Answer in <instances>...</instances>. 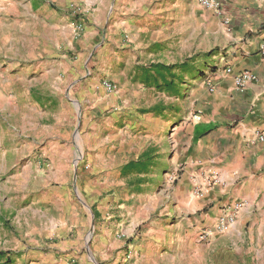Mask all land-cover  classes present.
Listing matches in <instances>:
<instances>
[{
  "label": "rangeland",
  "instance_id": "obj_1",
  "mask_svg": "<svg viewBox=\"0 0 264 264\" xmlns=\"http://www.w3.org/2000/svg\"><path fill=\"white\" fill-rule=\"evenodd\" d=\"M193 1L0 0V68L23 74L47 102V93L61 83L48 66L78 58L79 73L59 91L74 98L79 78L86 85L81 104L74 105L80 126L73 140L39 137L36 179L27 164L20 204L6 220L0 244L10 264H264V222L217 230L220 213L204 223L216 217L210 205L189 212L182 165L165 159L173 141L171 108L178 100L174 88L153 80L150 66L185 63V70H172L176 77L166 75L178 98L189 89V73L201 77L206 70L209 51L197 46L200 34L181 30ZM105 78L116 84L117 102L93 115L95 104L87 96L108 97L98 89ZM149 143L160 144L161 163L126 172L124 161L133 149ZM109 146L119 150L104 156ZM109 166L118 172L104 174ZM95 168L100 179L93 177ZM204 231L210 232L206 238Z\"/></svg>",
  "mask_w": 264,
  "mask_h": 264
},
{
  "label": "crops",
  "instance_id": "obj_2",
  "mask_svg": "<svg viewBox=\"0 0 264 264\" xmlns=\"http://www.w3.org/2000/svg\"><path fill=\"white\" fill-rule=\"evenodd\" d=\"M219 1L221 14L193 1L187 11L188 23L181 27L190 36L200 34L197 46L211 53L204 58L206 70L201 77L189 73V89L185 94H180L183 97L178 98V89L176 85L173 86V94L178 101L171 108L174 114L173 141L165 153L168 156L165 159L169 164L175 162L182 165L180 169H183L185 176L184 185L191 197L186 199L189 212L210 205L216 217L211 215L204 223L215 222L232 202L244 203L235 222L259 220L263 223L264 138L257 139L253 134L264 135V0ZM225 19L229 23H224ZM48 67L54 70V81L61 79V83L56 82L57 87L47 93V102L35 93L30 80L23 74L0 68V244L5 242L6 220L15 213L16 202L20 204L27 164L30 177L33 173V178H37L39 159L33 152L38 147L39 137L50 142L60 138L71 141L75 128L80 126L79 118L75 122L72 114L76 109L74 105L81 104L85 82L82 83L79 78L76 92H73L74 98L67 97L64 92L60 94L70 85L69 82L60 89L62 83L79 73L78 58L70 62L61 60L57 65ZM191 71L195 70L192 68ZM243 71L254 73L256 80L249 81L245 88L239 89L234 77ZM207 74L213 79L212 89L205 82ZM98 89L102 91L100 83ZM87 99L95 104L91 113L100 116L104 110L116 104L117 95L110 93L108 97L94 101L93 94H89ZM164 109L157 110V115ZM43 118H51L52 122H48L51 124L42 123ZM61 125L64 127L59 128ZM112 148L109 146L108 153L103 155L112 156L119 150ZM143 154L149 158L148 168L151 164L161 163L160 144L149 143L139 151L133 149L124 164L136 161ZM91 161L96 162L94 158ZM199 168L217 171L224 179L221 185L209 190L203 197H195L189 191V174L196 173ZM95 169L93 177L100 179L101 172L99 168ZM118 170L109 166L104 174L117 173ZM62 178H65V174ZM193 220L197 221L196 217ZM7 254L0 249V264H10L5 262Z\"/></svg>",
  "mask_w": 264,
  "mask_h": 264
},
{
  "label": "built area",
  "instance_id": "obj_3",
  "mask_svg": "<svg viewBox=\"0 0 264 264\" xmlns=\"http://www.w3.org/2000/svg\"><path fill=\"white\" fill-rule=\"evenodd\" d=\"M202 7L205 9H209L217 14L222 13V6L221 2L219 0H197ZM224 23H229L228 19H225L223 21ZM73 31L76 35H79L81 32V26L76 25L73 27ZM256 80V75L252 73L251 71H243L234 77V83L237 88L243 89L247 85L249 81ZM205 82L209 89H212L213 79L209 74L205 76ZM102 87L105 91V93H112L116 90V84L111 81L110 79H102ZM253 136L257 139H263L264 135L260 133H254ZM189 180H190V193L195 197H203L209 190L214 189L218 185H221L224 181L223 176L221 173L217 171H204L202 169H198L196 173H190L189 174ZM244 206L243 202H232L229 204L226 209L223 211V213L218 218L215 229L217 230H226L231 225L234 224L237 218V214L240 211V209ZM210 232L204 231L202 232V238H206L209 236Z\"/></svg>",
  "mask_w": 264,
  "mask_h": 264
},
{
  "label": "trees",
  "instance_id": "obj_4",
  "mask_svg": "<svg viewBox=\"0 0 264 264\" xmlns=\"http://www.w3.org/2000/svg\"><path fill=\"white\" fill-rule=\"evenodd\" d=\"M211 53L209 51L207 54ZM150 70L153 73V80L157 81L158 79H161V82L163 84V88L167 90H172L174 86V81L173 80H166V75H170L172 78L176 77L177 75L172 73V70L175 68H180L181 70H185L187 67L185 63H179L176 65H170V64H164V63H155L150 66ZM146 77H148V71L144 70ZM148 80V79H147ZM149 158L145 156L144 154L141 155L136 161H129L125 164L124 168L125 171L128 172L133 169H141L142 171H146V169L149 166ZM10 259H8V255L5 256V262L9 263Z\"/></svg>",
  "mask_w": 264,
  "mask_h": 264
}]
</instances>
